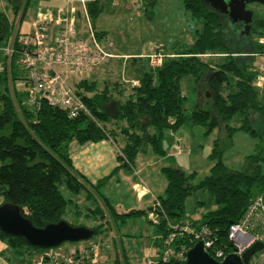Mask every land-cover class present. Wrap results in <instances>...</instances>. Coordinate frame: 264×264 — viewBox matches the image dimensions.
I'll list each match as a JSON object with an SVG mask.
<instances>
[{
	"label": "trees",
	"instance_id": "1",
	"mask_svg": "<svg viewBox=\"0 0 264 264\" xmlns=\"http://www.w3.org/2000/svg\"><path fill=\"white\" fill-rule=\"evenodd\" d=\"M30 1L34 0H7V11L11 9L16 16L22 13V24L29 11ZM183 2L192 18L198 19L202 25V29L196 32L195 42L186 50L176 53V57L164 54V64L160 68H152L146 58L149 69L142 75L140 84L133 87L125 102L117 101L116 105L110 103V97L95 93L98 83L89 79L76 84L77 94L89 111V114L83 112L77 118H70L66 111L48 102H43L39 109L31 108L27 104L26 87L17 85L19 81H28L27 72L20 63L22 46L18 38L11 62L0 50V198L3 203L19 206L23 215L38 228L66 220L72 226L96 230V235L102 234V240H106L111 230L119 233L120 227L129 218L142 216L144 212H120L104 195L103 187L113 175L97 184L89 182L73 164L70 154L73 142L85 145L111 140L117 144L118 138L124 139L122 148L117 150L120 163L117 170H132L139 154L148 146L155 155L167 156L164 141L168 132L175 133L187 124L207 126L212 131L220 121L228 126L230 120L240 117V127L228 126L230 133L242 130L263 146L258 155L250 157L253 165L251 171L230 169L223 161L218 143L212 155L216 162L211 173L201 180L197 179L196 172L188 175L178 167H163L167 185L154 207L157 221H150L160 232L155 245L158 249V264L179 263L173 258L167 263L161 261L162 253L168 248L166 240L172 234L177 236L170 244L174 250L195 246L190 233L177 231L176 226H209L218 240L217 244L230 248V226L242 219L256 197L264 194V97H260L254 85L256 75L250 71L247 58L239 64L234 57L235 52L231 51L224 26L229 17L211 8L204 0ZM88 8L92 19L98 18L104 9L99 1H92ZM9 19L6 12L0 11V20L6 29L0 35L1 47L9 43L14 32L15 26H10ZM251 26L250 34L244 33L252 43V46L247 47L246 57L262 49L253 42V37L264 34V21L255 19ZM97 35L101 37V33L97 32ZM255 47L260 48L257 50ZM208 54L223 57H217L218 61L213 65L207 59H202ZM185 76L194 77L197 83L205 79L214 94L212 111L215 114L203 108L187 112V97L182 90ZM224 86L236 91L224 97ZM91 93L95 94L90 96ZM112 109L115 112H111ZM250 110L263 123L260 132L250 125ZM116 125L121 126L120 130L115 129ZM170 156L174 158L175 155ZM64 190L69 196H65ZM198 192L210 193L215 208L199 215L200 221H195L187 215L186 201ZM81 194H86L88 206L82 207L77 203ZM92 197L96 205L91 203ZM197 204L204 202L197 201ZM158 212H162L163 216ZM69 215L76 222L68 220ZM84 216L93 217L96 224L92 227L79 224V219ZM0 240L7 245L2 256L11 264H35L34 260L45 250L53 249L34 247L24 238L10 236L2 231ZM118 248L120 251L116 264H129L124 260L121 243Z\"/></svg>",
	"mask_w": 264,
	"mask_h": 264
},
{
	"label": "rangeland",
	"instance_id": "2",
	"mask_svg": "<svg viewBox=\"0 0 264 264\" xmlns=\"http://www.w3.org/2000/svg\"><path fill=\"white\" fill-rule=\"evenodd\" d=\"M6 1L0 0V11L8 14L10 18L9 24L13 26V21L17 22V16L11 9L7 11ZM23 4L25 5L26 2L24 1ZM42 4L44 6L46 5L44 2H42ZM28 5L33 16L38 6H40V1H30ZM251 7L257 14L254 20L264 21V9L260 5ZM87 24L84 18L80 19L77 22L78 29L80 27V29H85L87 31ZM90 24L96 32L106 33L107 39H104L102 44L107 46V44L111 43L113 45L111 49L112 52L118 55L145 54L146 58L152 53L153 46L155 47L157 45L161 47L165 55L176 57V53L186 50L195 42L196 32L202 29L199 20L192 18L185 8L183 0H136L135 2L133 0H117V5L107 4L100 17L91 19ZM224 26L226 28L227 38L230 42L231 51L235 52L234 57L239 64L243 63L245 58H247L250 71H254V67L256 66L254 65L253 58L246 57L245 54V52H248L247 47L252 46V43L247 40V35L243 33L245 30L243 24L237 23V25H235L230 19H226ZM262 40H264V34L253 37V42L263 49H259L260 52H264V44L261 43ZM217 57L218 56L215 54H208L202 59L205 61L207 59L209 63L215 65L218 61L216 60ZM222 57L223 56L218 58L221 59ZM224 58H226V55H224ZM131 61L137 60L128 61L120 59V64L114 69L116 76H124L127 70L126 64H131ZM139 61L145 60L139 59ZM145 66L149 69L148 64H145ZM127 76L130 77V75ZM132 81H139L140 83V80L129 79L125 76L120 79V82L115 81L119 82L118 85H120V87L122 85L126 86L127 95L124 97H128V94L132 93L134 87ZM110 83L112 84L114 81ZM255 87L258 89L260 97L263 98L264 85L260 87L256 85ZM112 88L113 85H110L109 88L107 87L105 89L104 83H102L101 86L96 89L95 93H101L105 97H118V89ZM182 90L183 94L187 97L186 109L188 113L203 108L215 114V112L212 111L214 94L207 86L204 78L201 79L200 83H197L194 77L185 76L182 79ZM235 91L236 89L234 88L224 86L222 93L224 97H228L231 92ZM95 93H91L90 96H93ZM110 93L112 94L110 95ZM111 112H115V109H112ZM248 117L251 127L257 132H260L263 128V123L259 116L250 110L248 111ZM241 123L240 117H236L228 122V126L236 128L240 127ZM228 126L220 121L218 126L214 127L212 131H209L210 128L207 126L187 124L179 131L172 133V137L169 136V134L166 136L164 141L165 149L168 152L166 157H159L153 153L151 147H146L145 150L139 154L136 161V165H139V169H142L144 172L142 179L157 197L164 194L167 185L166 178L162 173L163 167H178L188 175L196 172L197 179L201 180L210 175L211 169L216 162L212 155L217 147V143L219 150L222 151L223 161L230 169L245 172L251 171L253 165L250 157L260 153V148L262 149L263 147L262 143L259 144L258 140L242 130L230 133ZM174 138L182 141L184 152L175 155L174 158H170ZM125 171L130 173V171L126 169ZM140 186H142L141 189L145 187L142 183L139 184V187ZM117 193H120V190L117 189ZM64 194L65 196H69L68 192L65 190ZM133 199V197L127 196L124 199H117L116 203L119 205V208L127 209L132 205L131 202ZM146 201L151 205L153 203V200L150 198ZM197 201L204 202V204H197ZM2 203V199L0 198V205ZM77 203L82 207L85 205L88 206L86 194H81L77 199ZM91 203L96 205V201L93 197L91 198ZM151 208L152 207H147L146 210ZM214 208L213 197L208 192H198L194 196L189 197L186 201V212L191 218L197 215H203ZM83 210L85 211L84 208ZM148 213L151 217L152 211L150 210ZM68 220L76 222V219L71 215L68 216ZM79 220V224L89 227L96 224L93 217L90 219L84 216ZM151 220L154 221L153 218ZM157 229L158 228L151 223L147 217L141 216L140 218L137 217L126 222L125 227L119 232V237L123 239H129L123 235L135 236L133 242H126L127 244L125 245L126 248H130L129 252L132 253L135 259L134 264H145L151 252H153L155 258L157 257L158 249L153 245V238H155L158 233ZM154 231L155 233L153 234ZM101 239H103V235L98 234L88 240L86 244H81V242L74 244L65 243L56 249L68 253L72 250H76L78 247L87 245V243L93 245Z\"/></svg>",
	"mask_w": 264,
	"mask_h": 264
},
{
	"label": "built area",
	"instance_id": "3",
	"mask_svg": "<svg viewBox=\"0 0 264 264\" xmlns=\"http://www.w3.org/2000/svg\"><path fill=\"white\" fill-rule=\"evenodd\" d=\"M92 1L99 0H66L65 6L57 13L40 7L28 32H24L21 28L22 13L17 16V22L13 24L15 26L13 35L5 47L0 46V50L11 62L18 38L22 46L20 63L27 72L28 81H19L17 85L26 87L27 104L31 108L39 109L43 102H48L51 106L66 111L70 118H77L83 112L89 114L81 96L77 94L75 85L90 79L95 69L112 57L98 41L92 27L89 26L88 39L78 35L74 17L76 4L79 3L86 8ZM53 27L57 29L54 31ZM261 43L264 44V40ZM249 57L253 58L256 66L253 71L256 75L255 85L263 86L264 52L252 53ZM148 59L152 68L162 67L165 55L161 47L153 46ZM139 84V81H132L134 87ZM183 152L182 141L173 140L170 155H179ZM151 217L157 221L156 208H153ZM200 218L197 215L193 219L200 221ZM175 229L182 233H190L195 245L202 242L205 251L220 262L232 254L243 258L257 243H263V248L253 254L250 264H264V194L256 197L242 219L230 226L228 230L230 248L217 244L214 232L209 226L194 228L185 225L182 228L176 226ZM176 237V234H172L166 240L168 248L162 253V262L167 263L171 258L179 263L187 261L188 253L192 248L183 247L174 250L170 244ZM101 254L102 247L99 244L78 247L68 253L53 248L45 250L35 264H93L98 262ZM158 261L159 259L151 252L145 264H158Z\"/></svg>",
	"mask_w": 264,
	"mask_h": 264
},
{
	"label": "crops",
	"instance_id": "4",
	"mask_svg": "<svg viewBox=\"0 0 264 264\" xmlns=\"http://www.w3.org/2000/svg\"><path fill=\"white\" fill-rule=\"evenodd\" d=\"M134 2L136 0H133ZM44 2L46 5L44 6L42 4ZM101 6L104 7L103 12L107 6V4L117 5V0H99ZM66 3V0H41L40 6L43 7L46 10L53 11L57 13V11L64 7ZM91 3V2H89ZM88 3V4H89ZM88 4L86 8L77 3L76 4V13L74 14L76 23L84 18L87 21V31L85 29H78V35L82 38L88 39L90 37V27H91V16L89 14V8ZM39 5V4H38ZM38 9L35 14H31L30 10L26 14V18L24 22L21 25V28L24 32H28L31 29L32 22L36 19V15L38 12ZM102 12V13H103ZM101 15V14H100ZM99 15V17H100ZM90 26V27H89ZM57 27H53V30L55 31ZM97 36L98 41L101 43V45L104 47L107 53H109L112 57L108 58L103 64H101L98 68L95 69L94 73L92 74L90 81H94L98 83V87L101 86L102 83H104L105 89L110 87V85H113V88H117V92H119V96H113L111 98L112 104L116 105L115 102L121 101L125 102L128 97H124L127 95L126 86L118 85L120 82V79L122 77H127L129 79L133 80H140L144 72L148 69L146 68L145 64H148L146 55L145 54H129V55H118L115 52H112L111 49L113 48V45L107 44V46H104L102 43L104 42V39H107L105 32H98L101 33V37L97 35V32L94 28H92ZM82 30V31H81ZM108 43V42H107ZM137 60V61H131V64H126V72L124 76H116L114 73V69H116L117 65L120 64L119 60ZM145 60V61H139ZM143 62V63H142ZM146 62V63H145ZM127 75H130L127 76ZM111 81H114V83H110ZM119 81V82H115ZM119 86V87H117ZM112 88V89H113ZM110 92V91H109ZM116 92V93H117ZM112 93H110L111 95ZM107 108V106H106ZM108 109V108H107ZM121 126L116 125L115 129L120 130ZM173 133V132H172ZM172 133H169V136H173ZM167 134V135H168ZM175 140V138L173 139ZM124 139L118 138V143L115 144V142L111 140H105L98 143H87L85 145H81L77 142H73L70 146V154L71 158L73 160V164L75 168L84 175L89 182L92 184H97L98 182L106 179L107 177H112L106 182L105 186L103 187V193L104 195L112 202V204L120 211V212H130L132 210H140L144 212V215L147 217L149 221H151V217L146 215L150 210L153 211L154 205L156 204V200L159 198L157 197L152 189H150L147 184L144 182L142 177L144 176V172L142 169H139V165H135V167L132 170H128L129 172H126L125 169L117 170V168L120 166V163L117 159V150L122 148V145ZM121 146V147H120ZM161 162V161H160ZM127 170V169H126ZM142 183L145 185L143 189L142 186L139 187V184ZM145 183V184H144ZM139 188V189H138ZM117 189L120 190V193H117ZM143 190V191H142ZM140 194V195H139ZM121 197H120V196ZM127 196L133 197V201L131 202L132 205L129 206L127 209H121L119 208L116 203V200L119 198H126ZM162 196V195H161ZM150 198L152 199L153 203L152 205L148 203L146 200ZM147 207H152L151 209L146 210ZM137 217L141 216H135L133 218H129L128 220H133ZM127 220V222H129ZM126 224V223H125ZM125 224L121 226V230L125 227ZM120 230V232H121ZM157 235L155 238H153V245H156L157 238L160 236L159 229ZM155 231L153 232V234ZM126 236L127 239H123L119 237V233L116 231H110L108 233V238L106 240H99V242H95V244H99L102 246V254L98 260L97 263L93 264H116V260L118 257V245L120 243L124 247V260L126 263L134 264L135 259L131 252H129L130 248H126V242H133L135 239V236H129V235H123ZM7 249V245L3 243L0 240V264H11L7 259H5L2 256V253L5 252ZM123 258V257H122ZM36 260H34L35 263Z\"/></svg>",
	"mask_w": 264,
	"mask_h": 264
},
{
	"label": "water",
	"instance_id": "5",
	"mask_svg": "<svg viewBox=\"0 0 264 264\" xmlns=\"http://www.w3.org/2000/svg\"><path fill=\"white\" fill-rule=\"evenodd\" d=\"M214 10L228 14L233 23L243 22L248 34L254 22L255 13L247 9L248 4H260L264 7V0H204ZM5 25L0 20V35L5 32ZM163 216L162 212H158ZM0 231L14 237L24 238L30 245L40 248H57L65 243H80L96 236L97 231L85 226L75 227L66 220L56 224H48L44 228L36 227L26 218L19 206L4 202L0 205ZM263 248V243H257L246 252L243 258L234 254L229 255L222 262L211 257L204 249L203 243H197L188 253L187 261L175 264H250L256 251Z\"/></svg>",
	"mask_w": 264,
	"mask_h": 264
},
{
	"label": "flooded vegetation",
	"instance_id": "6",
	"mask_svg": "<svg viewBox=\"0 0 264 264\" xmlns=\"http://www.w3.org/2000/svg\"><path fill=\"white\" fill-rule=\"evenodd\" d=\"M254 5H260V4H248L247 5V9H249V10H252V11H254L253 9H251L252 7L251 6H254ZM263 9H264V7L262 6V5H260ZM255 13V12H254ZM223 14H225V13H223ZM225 15H227L228 17H229V19L231 20V18H230V16L228 15V14H225ZM255 16H257V14L255 13ZM254 16V17H255ZM232 21V20H231ZM233 22V21H232ZM237 23H240V24H243V26H244V28H245V30L243 31V33H247L248 34V32L246 31V25L243 23V22H237ZM237 23H234L235 25H237ZM250 34V33H249ZM248 34V35H249Z\"/></svg>",
	"mask_w": 264,
	"mask_h": 264
},
{
	"label": "bare ground",
	"instance_id": "7",
	"mask_svg": "<svg viewBox=\"0 0 264 264\" xmlns=\"http://www.w3.org/2000/svg\"><path fill=\"white\" fill-rule=\"evenodd\" d=\"M253 23H254V22H253ZM255 48H256V47H255ZM256 49L258 50L259 48H256ZM256 49H255V52H256ZM262 50H263V49H262ZM255 86H256V85H255ZM219 236H220V235H219ZM219 236H218V237H219ZM217 239H218V238H217ZM220 240H221V239H220ZM217 241H218V240H217Z\"/></svg>",
	"mask_w": 264,
	"mask_h": 264
}]
</instances>
